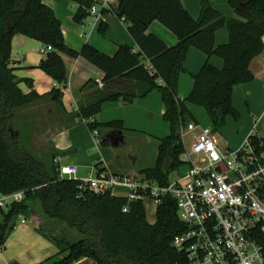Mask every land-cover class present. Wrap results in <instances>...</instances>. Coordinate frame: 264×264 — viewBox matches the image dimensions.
Listing matches in <instances>:
<instances>
[{"label":"trees","instance_id":"16d2710c","mask_svg":"<svg viewBox=\"0 0 264 264\" xmlns=\"http://www.w3.org/2000/svg\"><path fill=\"white\" fill-rule=\"evenodd\" d=\"M69 1L77 6L74 21L77 24L87 21L95 0ZM214 1L203 0L201 15L196 20L182 0H119L117 6L105 9L103 15L114 13L123 20L138 50L121 46L111 57L89 43L80 51L69 48L61 21L44 0H0V194L25 195L23 202L0 209V247L5 246L21 217L30 218L38 210L49 224L60 225L59 232L65 233L61 238L48 235L43 225L37 230L60 253H68L58 264H74L82 258L98 264H187L185 255L173 246L175 239L187 231V225L181 220L172 196L163 199L156 210V222L151 224L143 201H129L111 194L95 195L82 189L79 181L60 179L56 155L45 163L28 151L22 132L14 126L16 113L42 97L35 92L31 80L27 83L32 91L24 93L8 63L12 59L13 40L21 35L52 46L53 52L39 69L60 85L68 82L64 56L83 58L93 64L105 74L103 82L107 88L120 80L137 83L141 87L138 92L136 88L106 91L95 103L80 107L78 119L88 122L93 133L99 129L124 130L121 121L108 124L92 121L106 103L121 99L132 103L159 91L170 135L160 143L156 166L142 171L141 177L166 187L172 174L185 165L182 133L190 123H196L189 107L202 109L215 133L226 126L228 118L239 120L233 106L234 89L255 80L251 64L264 52V0H229L236 14L231 19L215 8ZM154 21L177 36V46L168 47L157 36L147 34ZM225 27L229 43L217 47L216 35ZM98 32L104 37L108 34L106 21L100 24ZM192 48L208 58L222 59L225 65L219 70L206 63L199 73L192 75L194 88L190 96L181 99L180 76L186 72L185 63ZM52 95L60 100L63 97L59 90ZM254 142L258 144L260 140L256 138ZM95 168L104 170L100 165ZM126 208L128 212H124ZM63 227L69 230L63 231ZM256 237L264 254V232H257Z\"/></svg>","mask_w":264,"mask_h":264},{"label":"crops","instance_id":"0c3cea01","mask_svg":"<svg viewBox=\"0 0 264 264\" xmlns=\"http://www.w3.org/2000/svg\"><path fill=\"white\" fill-rule=\"evenodd\" d=\"M202 3L203 0H182L184 8L196 20L201 15ZM44 4L54 10L62 23L67 46L75 51H80L86 43L111 57L116 55L121 46H130L138 50L129 34L127 24L114 13L105 17L109 32L104 37L98 32L99 26L93 27L90 23L87 30L82 33L81 26L74 21L77 6L69 0H44ZM214 5L225 18H236L234 10L229 5V0H215ZM147 34L157 36L168 47H175L179 42L177 36L158 21L150 25ZM229 40V31L225 27L216 35V46L227 45ZM42 45L41 42L21 35H17L13 40L12 60L16 63L10 66L20 82V89L26 94L30 93L32 89L27 81L31 80L35 92L42 97L16 113L15 128L21 132L24 128L21 127L23 123L36 126L40 123L39 125L43 126L41 134L46 137L45 140L51 147L52 154L57 156L56 162L63 165L67 158L72 157L70 165L79 168L78 178H87L79 175L82 169H91L93 173L97 165L114 175L130 178H139L142 171L154 168L159 156L160 143L170 135L169 125L163 119L166 110L160 92L154 91L146 98H136L132 103H127L122 99L106 103L102 112L92 121L98 124L121 121L124 124V130L99 129L100 137L97 138L90 130L88 122L79 121L80 107L95 103L106 91L124 92L136 88L138 92L141 87L137 83L120 80L108 87L109 89L104 86L103 82V88H101L97 81L104 80L105 74L102 71L83 58L72 59L66 56L63 59L68 73V82L65 86L60 85L39 69L41 62L46 58L39 52ZM208 62L219 70H222L225 65L222 59L208 58L196 48L189 51L185 63L186 72L180 76L179 81L181 99H187L190 96L194 88L192 75L199 73ZM250 69L255 80L236 86L233 93V106L242 118L246 113L254 116L264 111V52L253 60ZM54 90L62 92L61 100L59 96L52 95ZM189 109L197 124L210 126L202 109L195 106H190ZM258 123L259 119L255 124ZM226 126L221 133L226 130ZM252 131L253 129H250L247 133L245 132L241 141L237 143L234 141L232 144L226 139L222 141L227 144L228 149H237ZM94 147L98 148V154L92 155L90 152ZM119 147L128 148L129 156L135 161L134 165L128 169L121 168L113 159H102L106 154L108 155L107 151ZM118 194L125 197L127 190L119 189ZM146 201H149V206H151L150 211L145 205L148 221L154 224L158 206L153 200ZM34 220L36 219L32 215L30 218L23 217L21 221L18 220L0 254V264H43L44 262L49 263L52 258H60L62 261L68 256V253H59L48 239L45 246L40 245L45 240L43 234L36 230L42 224ZM55 226L59 228L57 224ZM34 246L37 247L39 253L43 252L41 256L28 254V250L33 249ZM39 246H41L40 249ZM74 264L98 263L90 258H82Z\"/></svg>","mask_w":264,"mask_h":264},{"label":"built area","instance_id":"2783aa9c","mask_svg":"<svg viewBox=\"0 0 264 264\" xmlns=\"http://www.w3.org/2000/svg\"><path fill=\"white\" fill-rule=\"evenodd\" d=\"M119 0H95L87 20L93 27L105 22L103 11ZM40 54L53 52L42 45ZM103 88V81L98 80ZM98 138V132L94 133ZM190 136L182 161L187 171L171 179L166 187L145 177L117 176L94 168L87 178H78L77 166L60 165L62 180L81 182L82 189L95 195L127 190L129 201L153 200L159 206L166 196L176 200L187 231L177 237L174 248L185 255L187 264H264L257 232H264V142L255 129L237 149L223 150L211 126L190 123L182 137ZM259 139L256 144L254 139ZM24 192L0 194V209L24 201ZM128 212V208L124 210ZM4 247H0V254Z\"/></svg>","mask_w":264,"mask_h":264},{"label":"rangeland","instance_id":"374dc122","mask_svg":"<svg viewBox=\"0 0 264 264\" xmlns=\"http://www.w3.org/2000/svg\"><path fill=\"white\" fill-rule=\"evenodd\" d=\"M79 25L81 26L80 29H81L82 33H84V31L87 30V26L89 25V22L85 21L84 23L79 24ZM258 119H259V123L255 124L256 120H258ZM241 120H244V122H241ZM39 124L37 126L34 124H28V125L25 123L21 124V127H24V128H22V131H21L23 134L22 138H23L25 146L27 145L26 148L28 149L29 152H31L33 155H35L36 157H38L39 159H41L45 163H50L51 157L53 156L52 149H51V147H49V144L46 142V140H45L46 137L44 136V134L43 135L41 134L43 126H41ZM226 125H227L226 130L223 133H221L222 129L216 133V136L218 137V140L220 141V147L223 150H227L228 146L222 140L226 139L228 142L230 141L232 144L234 141H236V143H237V142L241 141V138L247 133V131H249L250 129H255V127H256L257 132L259 133V136L262 137V139H264V111L254 115V116L249 114V113H246L243 116V118L241 115L239 120H236V119L231 117L228 119ZM184 144H185L186 148H190V136H187V135L184 136ZM232 147H236V146H232ZM97 150H98V148L94 147L93 150L90 152V154H92V155L98 154ZM109 152H111V153L109 154ZM106 153H108V155L106 154V156H104L102 159H104V158L113 159L123 169H125V168L128 169L130 166L134 165L135 161L133 159H131V157L129 156L128 148H125V147H119L117 149L112 148V149H110V151H107ZM71 161H72V157H69L64 161L63 165L73 166V165H70ZM186 171H187V166L183 165L181 168H179V170H177L174 174H172L171 179H173L177 176H180L181 174H184ZM90 173H92L91 169H89V170L82 169L80 171L79 175H82L84 177H88V175ZM115 192L119 193V189H117ZM145 205L148 206V209L150 210V207H151V206H149L150 202L146 201ZM32 216H34V218L36 219L34 221H37V223L43 225V231H45V233H47L48 235L53 234L54 237H60V238L62 236L63 237L65 236V233L59 232L62 230L61 229L62 227L58 225L59 228H56L55 225L49 224V222L45 218H42L43 216L40 214V211H38V210L35 211V213H33ZM22 218L23 217L20 218V221L22 220ZM150 219H152V218L150 217ZM58 224H60V223H58ZM64 230H69V229L63 227V231ZM68 236H69V234L66 237H68ZM43 238L45 241L40 243L41 246H45V244L47 243L46 242L47 238L44 235H43ZM73 240H75V239H73ZM52 244L59 251L58 247L54 243H52ZM41 246H39V249ZM28 254L33 255V256H37L39 254V256H41L43 254V252L39 253L37 251V247L34 246L33 249L28 250ZM59 259L60 258H57V259L52 258V259H50L51 261L49 263L44 262L43 264H54L55 262L61 261V259L60 260Z\"/></svg>","mask_w":264,"mask_h":264},{"label":"water","instance_id":"95a60500","mask_svg":"<svg viewBox=\"0 0 264 264\" xmlns=\"http://www.w3.org/2000/svg\"><path fill=\"white\" fill-rule=\"evenodd\" d=\"M16 62L14 60H11L8 64L9 65H12V64H15Z\"/></svg>","mask_w":264,"mask_h":264}]
</instances>
